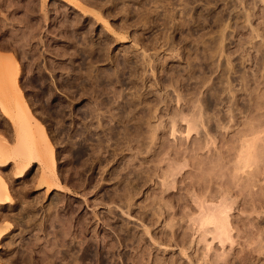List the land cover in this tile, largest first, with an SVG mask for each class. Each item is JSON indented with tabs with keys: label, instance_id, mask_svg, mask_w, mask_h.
<instances>
[{
	"label": "rangeland",
	"instance_id": "374dc122",
	"mask_svg": "<svg viewBox=\"0 0 264 264\" xmlns=\"http://www.w3.org/2000/svg\"><path fill=\"white\" fill-rule=\"evenodd\" d=\"M160 1L0 0V56L6 58L7 66L13 60L19 64V83L34 114L29 121L13 95L8 93L6 98L0 90L6 107L4 112L0 109V160L19 155L22 149L29 150L27 154L37 152L33 144L42 139L39 134L38 140L37 131L43 127L56 147L60 186L39 187L42 167L37 161L25 179H17L18 165L12 158L8 160L13 164L0 168V178L4 177L18 205L14 209L0 205V228L10 227L0 243V264H45V255L38 249L47 245V239H55L25 224L32 218L23 209L28 207L29 214L42 222L48 214L44 210L52 204H58L55 210L63 218L73 214L70 217L77 221H73L77 230L88 218L90 229L98 230L99 238L96 232L95 239L107 237L109 254L98 247L101 241L92 238L95 229L79 237L86 241L89 236L98 248L94 251H103L105 264H264V133H257L264 128V0H202L188 6V16L183 13V2ZM113 2L120 12L125 8L127 12L115 14ZM208 12L225 18L222 51L212 58L207 47L218 39L222 27L218 33L211 29L205 21ZM142 13L151 15V25L143 20L147 25L143 26L139 20ZM165 13L175 18L169 22L171 28L162 25ZM194 18H201L202 30L192 36L191 31L197 29ZM184 20L193 30L184 29L179 35L176 28ZM89 31L94 41L109 40L110 57H129L132 64L137 57L141 60L139 70H132L135 74L126 70L128 77L121 84L113 77L112 84L107 80V89L96 83L87 85L95 91L93 95L81 86L82 79L76 89L66 88L63 82L70 76L62 71L64 64L71 68L82 62L72 57L83 47L69 45L66 37ZM76 72L85 75L78 68ZM4 73L0 68V82L5 80ZM242 78L247 79L248 91ZM96 94L108 98L112 105L98 110L100 117L95 112V121L89 120L93 122L90 137L86 138L79 114L97 107ZM133 95L149 98V104L147 99L139 105L138 96ZM132 97L137 99L136 108L140 107L134 111L137 122L142 111H149L151 118L150 127L139 122L138 132L135 119L112 123V113L119 116L117 108L127 106ZM156 99L163 102L156 103ZM6 114L22 115L29 123L18 127L21 132L14 130ZM99 123H105L107 129ZM255 149L261 163L252 168L246 162L256 154ZM135 177L146 184H137ZM128 183L137 184L135 193L126 191ZM218 211L226 212V216L221 215L222 220L227 219L223 221L227 228L218 227L221 221L208 220L219 217ZM32 238H37L39 245ZM61 256L56 264H68V258L67 263ZM91 257L82 263L100 264L97 257Z\"/></svg>",
	"mask_w": 264,
	"mask_h": 264
},
{
	"label": "bare ground",
	"instance_id": "6f19581e",
	"mask_svg": "<svg viewBox=\"0 0 264 264\" xmlns=\"http://www.w3.org/2000/svg\"><path fill=\"white\" fill-rule=\"evenodd\" d=\"M162 1V0H161ZM160 1V2H161ZM164 1V0H163ZM177 1H180V3L181 2H183V7H184V10H183V13L185 14V15H187L188 14V10H187V8H188V6H190L191 4H193V3H195V2H199V1H202V0H177ZM176 0H175V2H177ZM165 2V1H164ZM174 2V1H173ZM115 2H113V6H112V9H114V10H112V11H114L115 12V14H119L118 12H120V10H118L119 8L114 4ZM159 3V2H158ZM155 4V3H154ZM170 4V3H169ZM171 4H173V3H171ZM174 4H177V3H174ZM196 4V3H195ZM143 5V4H142ZM146 5V4H145ZM144 5V6H145ZM167 6V5H166ZM165 8V7H164ZM121 9H123V8H121ZM197 9V8H196ZM124 11H122V12H127V11H125V10H128V9H123ZM167 10V9H166ZM235 10V9H234ZM118 11V12H117ZM147 11V10H146ZM122 12H120V13H122ZM148 12V11H147ZM165 12V11H164ZM169 12V11H168ZM197 12V11H196ZM203 12V11H202ZM107 13V12H106ZM113 13V12H112ZM143 15H141V17L139 16V18H141V19H139V20H141L142 22H143V20H144V22L145 21H147L148 20V23H149V20H152L151 18V15H147L146 13H145V15H144V13H142ZM168 13H165L164 15V17H165V21H164V23H162V25H164V27L166 26L167 28L170 26L169 24V22L171 21V23H172V20H174L175 18H173L174 16L172 15V13H170V14H168ZM213 14V13H212ZM212 14L210 13V12H208V14H207V17H205V21H207V23L209 22V26H211V29L212 28H216V30H217V33H218V29L219 28H221L220 29V33H218V35H219V37H218V39H215V40H213L211 43H210V45H208V47H207V51L208 52H210L211 54V58L213 57V56H215V55H217L220 51H222V43L225 41V39H224V37H225V32L224 31H226L225 29H223V26H224V19L223 18H216V17H214V16H212ZM139 15V14H138ZM189 15V14H188ZM187 15V16H188ZM202 15V14H201ZM187 16H185V17H187ZM222 16V15H221ZM161 18V17H160ZM158 19V18H157ZM184 19V18H183ZM186 19V18H185ZM91 20V19H90ZM93 20V19H92ZM138 20V21H139ZM188 20V19H187ZM187 20L185 21L184 20V22L182 23L181 22V24H180V26H178L177 28H176V30H177V32H180L179 33V35H181V33L182 32H184L183 30L185 29H188V30H193V29H191L190 28V22H187ZM193 20H195V24H197V29L196 30H193V31H191L192 32V36L194 35V34H196V32H198L199 33V30H202V28H201V25H200V22H201V18H199V19H193ZM144 22H143V24H144ZM151 22H154V21H151ZM93 23V22H92ZM147 22H146V24H148ZM150 25L152 24V23H149ZM148 24V25H149ZM143 26H145V24L143 25ZM147 26V25H146ZM145 26V27H146ZM169 28H171V27H169ZM195 28V27H194ZM149 30V29H148ZM82 33V32H81ZM81 33H74V35L73 36H70L71 38H68V37H66V39L69 41L70 40V42L71 43H69L68 41V43H69V45L70 44H72L73 46H75L77 43H79L80 44V46L81 47H83V48H81V49H79V50H77L75 53H74V56L75 57H72V58H74V60H75V58L77 59V60H80V61H82V62H80L78 65L79 66H75V65H73L72 64V62L70 63V65H71V68H68L67 67V65L66 64H64V66H63V72H65V74H67L68 76H70V79H68L67 81H64L63 82V84H64V86H66V88L67 87H70V88H75L76 89V87H77V85H78V83H79V81L81 80V86L83 87V88H86V86L88 85V87H89V84L91 83V84H93V83H96L97 85H99L100 87L101 86H103V87H105L106 89H107V87H109V85L108 84H106L107 82H109V81H107L108 79H111V84H112V79H113V77H115L116 78V80H118L119 81V83L124 79L125 80V78H127L128 76L125 74V72H126V70L127 69H130V71H132L133 69H134V71L136 72L137 71V69L139 68V63H140V57L138 58H136V60H137V62H136V64H132V59H130L129 57L127 58V59H122V58H117V57H110L109 55H108V53H109V49H110V42H109V40H105V41H94V38H92V36H91V34H90V31H89V33L88 34H86V35H84V34H81ZM197 33V34H198ZM189 34H191V33H189ZM84 35V36H83ZM202 35H200V37H201ZM65 39V38H64ZM73 46H71V47H73ZM224 51V50H223ZM221 53V52H220ZM219 53V54H220ZM136 55V54H135ZM66 56V55H65ZM69 56V55H68ZM126 57V56H125ZM71 58V57H70ZM69 58V59H70ZM5 59L6 58H4V57H2V56H0V68H2V69H4L5 70V73H4V76H5V80H2V82H0V90L1 91H3V93H2V95L4 96V97H6V95L8 94V93H10V94H12L13 95V98H14V100H15V102H18V105H21V108H22V111H24V112H26L28 115V117H30L29 118V121H32V119H34L33 117H34V114L32 113V111H31V109H30V107L28 106V103H27V101H26V98H25V95H24V93H23V91H22V87H21V84L19 83V79H18V74H19V71H20V66H19V64H17L16 62V60H13L12 61V64H10L11 66H7V64L5 65ZM73 60V61H74ZM16 61V62H15ZM135 61V60H134ZM138 61H139V63H138ZM144 61V60H143ZM75 62V61H74ZM73 62V63H74ZM138 63V64H137ZM142 63V62H141ZM144 63V62H143ZM142 63V64H143ZM109 65H111L112 66V68H104V69H99L98 68V66H103V67H106V66H108L109 67ZM144 65V64H143ZM146 65V64H145ZM154 65V64H153ZM69 66V65H68ZM156 65H154V67H155ZM141 67H143V66H141ZM140 67V68H141ZM144 67H146V66H144ZM143 67V68H144ZM76 68H78L79 70H80V72L81 71H85V75H81V74H79V73H77L76 72ZM98 68V69H97ZM142 69V68H141ZM144 69H146V68H144ZM144 69H143V71H144ZM96 72H95V71ZM139 70V69H138ZM127 71H129V70H127ZM134 71H132L133 72V74H135L134 73ZM140 72V71H139ZM237 72V71H236ZM127 73V72H126ZM73 74H74V76L75 77H72L73 76ZM76 74V75H75ZM129 74H131L130 72L128 73V75ZM140 74V73H139ZM132 75V74H131ZM83 76V77H82ZM85 76H86V78H85ZM126 76V77H125ZM133 76H135V75H133ZM136 76H137V74H136ZM125 77V78H124ZM138 77V76H137ZM114 78V79H115ZM131 78L132 77H130V81H131ZM3 79V78H2ZM114 79H113V81H114ZM134 79V78H133ZM132 79V80H133ZM139 79V78H138ZM137 79V80H138ZM66 80V79H65ZM127 80V79H126ZM129 80V79H128ZM168 80V79H167ZM235 80H237V79H235ZM234 80V81H235ZM133 81H135V83H137V81L136 80H133ZM165 81V80H164ZM169 81H170V79H169ZM233 81V80H232ZM109 83V84H110ZM116 83V82H115ZM118 83V82H117ZM118 83V84H119ZM131 83L133 84L134 82H132L131 81ZM165 83V82H164ZM241 83H243V87H244V89L246 90V91H248V83H247V79L246 78H242V81H241ZM106 84V85H105ZM121 84V83H120ZM169 84V83H168ZM95 85V84H94ZM93 85V86H94ZM108 85V86H107ZM134 85V84H133ZM111 86V85H110ZM90 87H91V85H90ZM139 86L137 85V88H138ZM102 88V87H101ZM134 88V87H133ZM74 89V90H75ZM104 89V88H103ZM103 89H102V91H103ZM106 89H104V90H106ZM139 89V88H138ZM91 92H92V89H89ZM89 90L86 88V92H88V94H90V95H93V93L95 92V91H93L92 93H89ZM136 90V89H135ZM101 91V92H102ZM138 91V90H137ZM142 91V90H141ZM247 93V92H246ZM99 94V93H98ZM98 94H96V97H98L97 99L98 100H96V106L97 107H91V108H89L88 110H85V112L83 111V113H80L79 115L82 117V122H83V128H84V131L83 132H85L84 134L85 135H83V136H85L86 138H88V137H90V135H89V133H90V131H91V125H92V123L93 122H90V121H93V119H94V121H95V112H97L96 114H97V116H99L98 115V110L99 111H101V109H102V107H104V108H106L107 107V109H108V106H111V105H109V102H110V100H108V98L107 99H103V98H101V96L100 95H102V94H104V91L102 92V94L100 93V95H98ZM106 94V93H105ZM141 94V93H140ZM153 94V93H152ZM1 95V94H0ZM95 95V94H94ZM147 95V94H146ZM149 95V94H148ZM3 96H0V109L1 110H3L2 112H4V111H6V107H5V105H4V103H3V100H5V99H2V98H4ZM84 96V95H83ZM104 95H102V97H103ZM134 96V95H133ZM136 96V95H135ZM134 96V98H136L137 96H138V98L137 99H139V100H137V101H139L138 102V104L139 105H142L143 103L144 104H149L148 102H149V98H147L148 99V101L146 102V98H144L143 96V98H140L141 97V95H137L136 97ZM91 97V96H90ZM145 97H149V96H145ZM150 97H151V92H150ZM155 97V96H154ZM7 98V97H6ZM84 98V97H83ZM95 98V97H94ZM133 98V97H132ZM131 98V99H132ZM133 98V100H129L128 102V104H127V106L125 107V106H121V107H119V108H117V109H119V112L118 111H116V112H118L119 113V116H118V114H115L114 115V112L112 113L113 114V117H112V123H114V122H116V121H118V123L120 124L121 122H123V124L124 123H126V121H128V122H132L135 118V116H136V114L134 113V111L137 109L136 107V100ZM51 98H49V100H50ZM155 99V98H154ZM9 100V99H8ZM17 100V101H16ZM152 99H150V101H151ZM157 100H159L160 101V99H156V100H154V102L156 101V103H162V102H157ZM146 102V103H145ZM111 103V102H110ZM116 104V103H115ZM115 104H114V106H115ZM151 104V103H150ZM91 105V104H90ZM156 104L154 103V106H155ZM158 105V104H157ZM156 105V106H157ZM252 105V104H251ZM119 106V105H118ZM153 106V100H152V104H151V107ZM113 107V106H112ZM143 107V106H142ZM147 107V106H146ZM149 107H150V105H149ZM103 108V109H104ZM140 108V107H139ZM138 108V109H139ZM153 108H155V107H153ZM66 109V108H65ZM111 109V108H110ZM110 109H109V111H110ZM121 109V110H120ZM137 109V110H138ZM150 109V108H149ZM260 109H262V107H260ZM113 110V109H112ZM261 111V110H260ZM137 112V111H136ZM141 112V111H140ZM110 114H111V112H109ZM143 113H145V114H143ZM151 113V112H150ZM111 114V115H112ZM5 115V114H4ZM72 115H74V110H71V116ZM135 115V116H134ZM6 116L8 117L7 119H10V120H12V126H14V128H16V129H14V130H19L20 132H21V129H19L20 128V125H22V124H27V122H28V120L26 119V118H24V116H22V115H19V114H17V115H15V116H11V115H7L6 114ZM6 116H4V117H6ZM140 123H142V122H144V125H146V123H148L147 125H148V127H150L149 126V124H150V114H149V111H148V114H147V112H143L142 111V115H141V113H140ZM73 117V116H72ZM100 117V116H99ZM99 117H96V120L98 119L99 121L100 120H103L102 118L100 119ZM111 117H109V118H111ZM24 118V119H23ZM90 120V121H89ZM124 120V121H123ZM9 121V120H8ZM24 121H25V123H24ZM27 121V122H26ZM111 120H109V122H110ZM135 121H136V123L137 124H139L140 125V123L139 122H137V119H135ZM11 122V121H10ZM74 122V121H73ZM103 122V121H102ZM127 122V123H128ZM29 123V122H28ZM97 123H98V121H97ZM111 123V122H110ZM109 123V124H110ZM137 124H136V126H137ZM38 126H39V124H37ZM64 125V124H63ZM125 125H127V126H129L128 124H125ZM137 126L136 128H135V131H139V129H140V127H141V125L140 126ZM143 125V124H142ZM98 126L99 127H102L103 129H107V125L105 124V123H99L98 124ZM109 126V125H108ZM126 126V127H127ZM264 126V125H263ZM19 127V128H18ZM73 127V126H72ZM106 127V128H105ZM111 127V126H110ZM142 127H144V126H142ZM194 127V126H193ZM262 127V126H261ZM261 127H260V130L258 129V134H263L264 133V128L261 130ZM197 128V127H196ZM109 129H111V128H109ZM142 129V128H141ZM38 130H40V133L37 131V134H38V136H39V134H41L40 136L42 137V139H43V141H41V143H40V141H38L37 142V145L39 144V146H37V145H34L33 144V146L36 148V147H38L37 148V152L34 150V151H32V154L31 153H29V154H27V152H29V150H26V149H22L21 151L22 152H20V153H18L19 155H15V156H17V157H15V156H12V157H9V158H7V160L5 159L4 160V158H3V160L1 161L0 160V168L2 167V168H4V167H8V166H10L11 165V163L12 162H10L9 160H11V158L12 159H14L15 160V162H17V164L16 165H18V172H17V179H25L26 178V176H28L27 174H28V171H29V168H30V166H31V164H33V163H35L36 161L37 162H39V164H41L40 166L42 167V177L40 178L41 180H40V182H39V187H41V186H46V187H48L49 189H51V188H54V187H56L57 188V186L60 188V186H59V182L57 181V171H58V169H57V166H58V163H57V151H56V147H55V145H54V143H53V141H52V139L48 136V134L45 132V130H44V128L42 127V128H40V126H39V128H38ZM113 130V129H112ZM112 130H109V131H111L112 133H111V135L113 134V131ZM189 130H191V131H194L193 130V128H190ZM20 132H18V133H20ZM107 132V131H106ZM254 132V131H253ZM105 133V132H104ZM21 134V133H20ZM20 134L18 135V136H20ZM118 134V133H117ZM126 134H128V133H126ZM254 134V133H253ZM109 135H110V133H109ZM114 135V134H113ZM254 135H257V134H254ZM38 137V140L41 138V137ZM68 136L72 139V134H68ZM247 136V135H246ZM258 136V135H257ZM21 137V136H20ZM260 137V136H259ZM126 138H129V137H127V135H126ZM135 140V139H134ZM3 142V141H2ZM42 142H44L43 144H42ZM258 142V141H257ZM256 142V143H257ZM264 142V141H263ZM86 144V143H85ZM88 144V143H87ZM255 144V143H254ZM253 144V145H254ZM41 145H43V149H40L41 148ZM82 145V144H81ZM261 145V144H260ZM250 146V145H249ZM72 147V146H71ZM101 148V147H100ZM261 148V147H260ZM40 149V150H39ZM26 150V151H25ZM257 149H255V151H256ZM101 151V150H100ZM254 151V152H255ZM33 152H35V153H33ZM71 152V151H70ZM258 152L259 151H256V154L258 155H254V153H253V155L251 154V159H250V157L248 158L249 160V163H248V161L246 162L247 163V165H250L251 167L254 165V164H257V166H258V164L259 163H261V161L259 162V158H261V156L259 155L260 154V152H259V154H258ZM6 153V152H5ZM11 153V152H10ZM22 153V154H21ZM24 153V154H23ZM7 154H8V152H7ZM23 156V157H21V156ZM19 156V157H18ZM260 156V157H259ZM6 157V156H5ZM21 157V158H20ZM9 159V160H8ZM261 160V159H260ZM258 161V162H257ZM257 162V163H256ZM13 164V163H12ZM24 167H23V166ZM246 166V165H245ZM249 166V167H250ZM23 167V168H22ZM250 167V168H251ZM20 168H22V169H20ZM60 168V167H59ZM253 168V167H252ZM254 168H255V165H254ZM16 169V168H15ZM56 169H57V171H56ZM247 169V168H246ZM83 170V169H82ZM15 171V170H14ZM178 172V171H177ZM59 175V174H58ZM137 177H139V176H137ZM137 177H135V180H136V178ZM4 177H2V178H0V202H1V206L3 205H6V207H7V205H8V207L10 208V209H14L16 206H18L17 205V202H16V200L15 199H13V196H11L12 194V192H11V190H10V188L8 187V184H7V182L5 181V179H3ZM141 178L143 179V177L141 176ZM141 178H138L139 180H136V183L137 184H139V183H143V182H140L141 180ZM135 180H133L131 183H133ZM129 181V180H128ZM139 181V182H138ZM143 181V180H142ZM130 182V181H129ZM147 182V181H146ZM145 183V182H144ZM143 183V184H144ZM137 184H135L134 183V185H130V183H128L127 184V188H126V191L128 192V193H132L133 191H134V186H136ZM146 184V183H145ZM126 186V185H125ZM124 186V187H125ZM120 190V189H119ZM136 192V190L133 192V193H135ZM165 192V191H164ZM126 193V192H125ZM126 195V194H125ZM130 194H128V196H129ZM19 201V200H18ZM20 204L22 203V202H19ZM55 204V203H54ZM30 205V204H29ZM38 205V204H37ZM56 205H58V204H56ZM56 205H54V206H56ZM27 206V205H26ZM52 206H53V204H52ZM51 205H50V208H49V210L48 209H46V210H48V211H46V210H44V214H45V212H48V214H46L45 215V219L42 221V222H40L42 219L40 218V221L39 222H37L35 219H37L36 217H38V216H36L35 217V219L31 216V214H29V211H28V207L27 208H24L23 210H26V212H27V214L28 215H30V217L32 218L31 220H29V218L27 219V221H26V223L25 224H29L30 226V228H32V230H39V232H41L42 233V235L43 234H45V236L44 237H46V236H51L52 235V237L55 239L54 241H51L50 239H47V245H42V246H44L43 248H42V246H41V249H38V250H40L44 255H45V259H44V261H45V264H56V258L59 256V255H62L61 257H62V259L65 261L66 260V262H67V258H68V260H69V263L68 264H83L82 263V261H84L85 259H88V258H90L91 256H94V257H97V260L99 261V263L100 264H105V261L107 262V260H105V258H103L102 257V253H101V251L103 250L104 251V254H105V252H106V254H107V252H108V254H109V244H108V241H107V237H103V239H102V241L101 240H96L95 239V237L97 236V234H96V232L98 231V230H96V228H94L95 229V234H94V236L92 237V238H94L96 241H101V243L99 244L100 246H98V247H100V249L102 248V250L100 251V250H98V251H94V250H97L96 249V247H95V244H92V241L89 239V236H88V238L86 237V235H85V238H87L88 240H86V241H82L83 240V238H80L79 239V237H81V236H84V234H86V232H88V230L90 229V226H88V224H89V222H87L88 221V218H85V220H82V223L80 222V227H78L79 229L77 230L76 229V225H74V223H73V221H76V220H74L73 219V217H70V216H73V214H71V212H70V215L68 216V217H70V218H63L64 217V215H60V213H59V211L57 210H55V207H54V209H52L51 207H52ZM5 207V206H4ZM19 207H21V206H19ZM23 207V206H22ZM25 207V206H24ZM30 207H33L32 205L30 206ZM35 207V206H34ZM49 207V206H48ZM48 207H46V208H48ZM57 208H59L58 206H57ZM30 209V208H29ZM32 209H34V208H32ZM38 209V208H37ZM63 209V208H62ZM51 210H53V211H51ZM69 210V209H68ZM14 211V210H13ZM17 211H18V209H17ZM40 211V210H39ZM54 211H56V212H54ZM60 211H63V210H61L60 209ZM67 211V210H66ZM21 212V211H20ZM19 212V214H21ZM37 212V211H36ZM42 212V211H41ZM64 212V211H63ZM72 212H73V210H72ZM77 212V211H76ZM219 212V211H218ZM217 212V213H218ZM221 212V211H220ZM218 213V214H220V216L219 217H215L214 215V219L212 218V217H210V219L208 218V220H214L213 222L214 223H218L219 221H221L220 222V226H218V227H221V225H222V228H227V226L226 225H228L227 224V222L225 223V222H223V221H225V220H227L226 218L225 219H223L222 220V215L223 216H226L225 214H224V212L225 211H223V212H221V213ZM31 213V212H30ZM40 213V212H39ZM39 213H38V215H39ZM62 213V212H61ZM64 213H66V212H64ZM67 213H69V211L67 212ZM74 213V212H73ZM96 213V212H95ZM95 213H94V215H95ZM226 213V212H225ZM18 214V218H19V215ZM222 214V215H221ZM2 215L3 214H1V217H2ZM42 215H43V213H42ZM75 215V214H74ZM94 215H93V218H94ZM99 215V214H98ZM21 216H23V215H21ZM63 216V217H62ZM65 216H66V214H65ZM39 217H40V215H39ZM100 217V216H99ZM98 217V218H99ZM72 218V219H71ZM96 219H97V216L95 217ZM212 218V219H211ZM17 219V218H16ZM15 219V220H16ZM24 219V218H23ZM39 219V218H38ZM82 219V218H81ZM95 219V220H96ZM14 220V219H13ZM26 220V219H25ZM33 220V221H32ZM49 220V223H50V225H48V221ZM16 221H20V223L22 222L21 220H16ZM80 221V220H79ZM93 221V220H92ZM211 221V223H213ZM17 222V223H18ZM77 222V221H76ZM75 222V223H76ZM209 222V221H208ZM58 223V225H56ZM79 223V222H78ZM224 223L226 224V225H224ZM91 224V223H90ZM20 225V224H19ZM22 226H24V224H21ZM107 225H108V223H107ZM224 225V226H223ZM14 226H15V224H14ZM17 226V228H18V225H16ZM60 227L59 229H57V227ZM2 227V226H1ZM26 227V226H25ZM96 227H97V225H96ZM10 227H5V229H3V227L2 228H0V243L8 236V233H6V230L7 229H9ZM49 228H50V230H49ZM221 228V229H222ZM94 229L92 230V229H90L89 231H91L92 230V232L94 231ZM105 229V228H104ZM220 229V230H221ZM29 230V229H28ZM123 231H125V230H123ZM21 232H23V231H21ZM20 232V233H21ZM27 232V231H26ZM35 232V231H34ZM38 232V233H39ZM28 233V232H27ZM35 233H37V231L35 232ZM37 233V234H38ZM98 233V232H97ZM22 234V233H21ZM26 234V233H25ZM24 235V234H23ZM22 235V238H24V236ZM27 235V234H26ZM30 235V234H29ZM33 235L36 237V235L33 233ZM33 235H32V237H33ZM41 235V234H40ZM39 235V236H40ZM41 235V236H42ZM18 236H19V234H18ZM39 236H37V237H39ZM43 237V236H42ZM42 237H39L38 239L40 240ZM43 237V238H44ZM19 238H20V236H19ZM52 238V239H53ZM97 238H99V233H98V237ZM33 239V238H32ZM37 238H36V240L38 241V244H36V246L37 245H39V242L40 241H42V240H38ZM80 241H79V240ZM34 240V239H33ZM33 240H31L30 242H33ZM36 240H34V242L36 241ZM50 240V241H49ZM22 241V240H21ZM36 241V242H37ZM30 242H28V243H30ZM33 242V243H34ZM77 242H79V244H77ZM22 243V242H21ZM41 244V243H40ZM45 244V243H44ZM74 244V245H73ZM77 244V245H76ZM31 245V244H30ZM35 244H33V245H31V246H34ZM78 245H79V247H78ZM28 246V245H27ZM113 246V245H112ZM117 246V245H116ZM39 247V246H38ZM38 247H36V249L38 248ZM75 247H78L79 248V251L77 250V252H74V250H73V248H75ZM0 248H1V244H0ZM34 248H35V246H34ZM33 247H32V249H34ZM40 248V247H39ZM59 248H63V249H65V251H63V250H60ZM111 248V247H110ZM115 248V246L113 247V248H111V249H114ZM32 249H27V250H32ZM72 251V252H71ZM76 251V250H75ZM102 251V252H103ZM32 252V251H31ZM40 252V253H41ZM71 253V254H70ZM25 258V257H24ZM92 258V257H91ZM13 259V258H12ZM29 258H26L25 260H26V262H29V260H28ZM24 260V259H23ZM28 260V261H27ZM6 261V260H5ZM12 262V261H11ZM20 263V262H19ZM23 263H25V261H23ZM97 263V262H96ZM27 264V263H26ZM106 264H108V263H106Z\"/></svg>",
	"mask_w": 264,
	"mask_h": 264
}]
</instances>
